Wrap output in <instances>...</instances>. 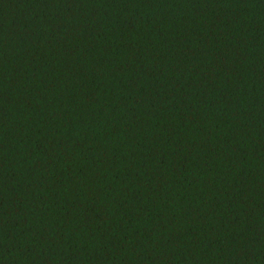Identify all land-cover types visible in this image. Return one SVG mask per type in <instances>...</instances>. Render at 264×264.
Instances as JSON below:
<instances>
[{"label":"trees","instance_id":"16d2710c","mask_svg":"<svg viewBox=\"0 0 264 264\" xmlns=\"http://www.w3.org/2000/svg\"><path fill=\"white\" fill-rule=\"evenodd\" d=\"M0 264H264V0H0Z\"/></svg>","mask_w":264,"mask_h":264}]
</instances>
